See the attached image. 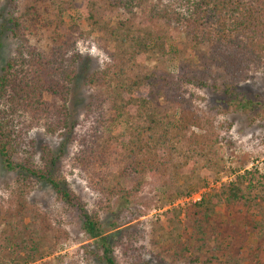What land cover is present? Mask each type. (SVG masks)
I'll list each match as a JSON object with an SVG mask.
<instances>
[{
    "label": "trees",
    "instance_id": "trees-1",
    "mask_svg": "<svg viewBox=\"0 0 264 264\" xmlns=\"http://www.w3.org/2000/svg\"><path fill=\"white\" fill-rule=\"evenodd\" d=\"M8 1L16 7L19 0ZM108 13L120 18L115 27L108 21ZM122 15L127 22L121 21ZM33 17L28 13L9 20L19 45L0 76V157L5 168L16 171L17 182L23 186L47 184L59 200L75 207L84 231L100 241L107 264L117 263L99 215L90 212L67 179L55 173L58 160L48 146L44 145L37 161L36 142L29 137L33 129L43 128L49 135L74 136L81 146L80 158L92 167L99 194L109 201L115 196L129 201L123 179L134 180V192H138L149 177L165 188L167 202L173 203L192 197L207 188L211 179L230 172L232 181L211 194L203 193L199 201L166 211L170 230L161 226L150 234L154 249L164 255L173 251L174 257L187 259L188 264L198 263L204 249L219 250L221 241L233 237L228 233L230 225L223 227L218 209L252 214L258 199H264V175L246 170V159H238L239 166L234 169L227 167V161L235 162L236 157L231 140H209L192 132V128H202V123L185 97V87L212 88L233 97L252 70L264 68V0H98L89 8L87 19L92 31L102 30L120 45L119 63L116 70L108 68L87 76L86 85L94 92L87 116L96 117L93 131L84 136L75 133L69 109L71 85L83 59L74 37L83 32L76 23L65 28V22L60 20L51 46L42 50L29 39L39 23ZM138 20H146L154 35L146 32L139 36L131 31ZM121 29L126 36H120ZM165 32L182 34L191 53L181 55L177 73L170 72L166 65L141 71L136 56L161 55L169 60L176 53L163 46L168 39ZM127 47L133 48L131 53L125 50ZM161 100L168 107L165 113L159 110ZM122 116L127 117L125 136H114L108 124ZM27 218L32 235L25 248L31 251L26 252L25 261L18 262V258H8L5 253L25 250L17 242L24 239ZM0 224L4 226L0 264L43 259L50 224L39 209L22 201L12 208L0 206ZM209 241L214 242V247ZM130 244L129 249L134 246ZM188 253L198 256L190 257ZM214 259L217 257L213 255L206 260Z\"/></svg>",
    "mask_w": 264,
    "mask_h": 264
},
{
    "label": "rangeland",
    "instance_id": "rangeland-1",
    "mask_svg": "<svg viewBox=\"0 0 264 264\" xmlns=\"http://www.w3.org/2000/svg\"><path fill=\"white\" fill-rule=\"evenodd\" d=\"M96 2L98 0H19L14 7L8 0H0V76L7 62L16 55L19 45L11 33L12 25L9 20L12 17L30 13L33 18L39 20L35 25L34 34L30 35L29 39L42 50L51 46L53 31L61 25L60 20L65 22V28L72 23L80 26L83 35L74 38L77 41L76 48L83 59L78 64L77 77L71 85L69 109L71 122L76 128L75 133L78 132L82 136L93 131L96 117L87 116L89 106L94 100V92L86 85L87 76L108 68L116 70L119 63L117 48L120 45L110 40V35L104 31H92L90 28L91 22L87 19V13ZM106 15L115 27L120 18L112 13ZM126 19V16H121L122 22H127ZM144 21L146 20L134 21L131 31H136L139 36L146 32L154 35L152 26ZM30 22L31 19L28 24ZM120 34L126 36L127 32L121 29ZM165 34L168 39L167 44L163 46L176 53L172 54L169 60L161 55L136 56L135 61L142 65L141 71H146V67L162 68L166 65L170 72L177 73L181 55L187 51L191 53L190 46L182 34ZM125 50L131 53L133 48L127 47ZM185 97L191 101V107L202 123V128H192V132L206 136L209 140L224 137L235 143V162L228 160V168L234 169L239 166L238 159H246V170H257L264 175V68L252 70L249 79L236 88L233 97L227 96L223 91L195 86L185 87ZM159 105L160 112L168 111L163 100ZM126 121V116L110 121L108 128L112 135L124 137ZM29 137L36 142L37 161H40L44 145L48 146L58 160L55 173L67 179L71 190L87 205L90 212L99 215L104 236L110 237L112 257L117 264H188L187 259L179 260L174 257L173 251L164 255L161 250L154 249L150 244V234L153 228L159 229L161 226L167 231L170 230L172 226L165 221V212L175 207H186L190 202L184 203L185 199L167 202L163 192L165 188L155 184L149 177L138 192H134V180L123 179L122 186L130 193L129 201L116 196L109 201L99 194L96 180L90 170L92 167H88L87 162L80 158L81 146L74 136L67 133L49 135L43 128H36L30 132ZM232 179L230 172L224 173L211 179L210 185L196 194L202 192L209 195ZM17 180V172L7 170L0 157V206L7 209L21 201L25 202L32 209H39L50 224L47 233L48 246L43 253V259L28 262L29 264H107L103 259L104 251L100 241L91 238L84 231L75 207L59 200L47 184L32 183L31 187H25ZM237 211L232 213L226 212L223 207L218 209L223 227L230 225L228 233H231L233 238L221 241V248L216 252H213L212 248L204 249L195 264H264V199H258L252 214L246 215L245 211ZM245 217L247 219L244 220ZM25 225L24 239H18L17 242L22 248L29 244L32 235L28 218ZM236 225L239 226L235 228ZM3 230L4 226L0 224V239ZM190 233L191 231L188 234ZM131 242L134 246L129 249L128 244ZM208 244L211 247L215 245L213 241ZM30 251L28 248L15 249L13 254H5L8 258L14 256L19 259L18 262H22L26 260V252ZM158 253H161L160 257ZM187 255L195 257L198 253ZM213 255L217 259L207 262L206 259Z\"/></svg>",
    "mask_w": 264,
    "mask_h": 264
},
{
    "label": "built area",
    "instance_id": "built-area-1",
    "mask_svg": "<svg viewBox=\"0 0 264 264\" xmlns=\"http://www.w3.org/2000/svg\"><path fill=\"white\" fill-rule=\"evenodd\" d=\"M202 195H203V193L201 192V193H199V194H196L195 196L193 195V196L190 197V198H186L185 201H184V203H185V202L188 203V202L199 201V200H201Z\"/></svg>",
    "mask_w": 264,
    "mask_h": 264
}]
</instances>
